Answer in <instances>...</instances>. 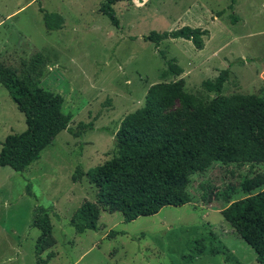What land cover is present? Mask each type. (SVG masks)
Returning <instances> with one entry per match:
<instances>
[{"label": "rangeland", "instance_id": "obj_1", "mask_svg": "<svg viewBox=\"0 0 264 264\" xmlns=\"http://www.w3.org/2000/svg\"><path fill=\"white\" fill-rule=\"evenodd\" d=\"M104 1L0 0V64L61 94L70 129L93 124L79 136L59 132L23 172L0 166V264H37L35 205L48 207L52 223L40 254L47 264H260L220 210L247 195L245 178L260 182L252 193L264 188V161H213L191 175L190 201L180 206L132 221L101 210L97 228L82 233L71 225L79 206L95 199L84 173L111 158L121 120L142 106L151 84L181 79L186 91L210 99L214 93L201 82L228 69L222 94L264 97V0H123L113 4L119 28L99 11ZM41 9L61 14L62 27L46 29ZM184 25L207 30L202 49L181 38L158 46L143 39ZM160 50L183 68L179 76L160 77L166 66ZM25 128L0 83V142ZM76 169L83 173L78 181Z\"/></svg>", "mask_w": 264, "mask_h": 264}, {"label": "trees", "instance_id": "obj_2", "mask_svg": "<svg viewBox=\"0 0 264 264\" xmlns=\"http://www.w3.org/2000/svg\"><path fill=\"white\" fill-rule=\"evenodd\" d=\"M118 1L123 0H105L99 7L117 28L120 25L113 4ZM41 11L46 29L62 27L61 14ZM206 33L201 27L184 25L167 31L151 30L143 39L158 46L166 39L181 38L202 49ZM159 53L166 64L160 73L162 79L183 72L175 58L166 59L161 50ZM228 77L229 70L222 69L214 79L201 82L206 91L214 93L210 99L186 91L181 79L148 87L142 106L125 115L114 133L111 158L84 173L97 190L95 199L84 201L71 218L77 232L95 230L101 210L121 212L124 220L132 221L155 214L164 206L189 202L191 175L205 171L213 161H264V97L222 94ZM0 83L23 113L26 124L23 131L7 134L0 142V166L23 172L62 130L79 136L93 128L88 122L70 129L71 114L62 110V95L42 87L39 80L24 79L15 69L0 64ZM82 175L76 169L72 179L78 181ZM259 185L245 178L241 188L247 195L230 201L220 213L254 249L256 260L264 264V188L251 192ZM30 188L27 183L26 193L32 195ZM79 214L81 221L76 220ZM31 226L40 230L34 246L36 262L47 264L40 254L52 234L48 207L34 206Z\"/></svg>", "mask_w": 264, "mask_h": 264}]
</instances>
